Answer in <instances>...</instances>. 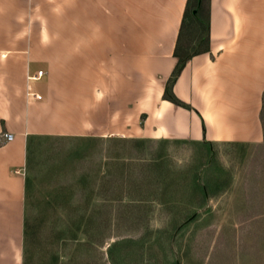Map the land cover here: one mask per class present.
<instances>
[{
	"label": "crops",
	"instance_id": "crops-1",
	"mask_svg": "<svg viewBox=\"0 0 264 264\" xmlns=\"http://www.w3.org/2000/svg\"><path fill=\"white\" fill-rule=\"evenodd\" d=\"M186 1L0 0V264H23L45 140L264 143V0H209V49L172 85L189 108L163 96Z\"/></svg>",
	"mask_w": 264,
	"mask_h": 264
},
{
	"label": "rangeland",
	"instance_id": "rangeland-1",
	"mask_svg": "<svg viewBox=\"0 0 264 264\" xmlns=\"http://www.w3.org/2000/svg\"><path fill=\"white\" fill-rule=\"evenodd\" d=\"M43 142L27 264H264V143Z\"/></svg>",
	"mask_w": 264,
	"mask_h": 264
},
{
	"label": "trees",
	"instance_id": "trees-1",
	"mask_svg": "<svg viewBox=\"0 0 264 264\" xmlns=\"http://www.w3.org/2000/svg\"><path fill=\"white\" fill-rule=\"evenodd\" d=\"M209 49V0H187L183 11L175 47L174 55L177 63L167 80L164 98L173 103L189 108V105L179 100L172 92V85L178 74L185 65L186 61L193 55L208 51ZM263 110H264V91H263ZM204 196V195H203ZM87 225V224H86ZM85 227V226H84ZM86 229V228H85ZM86 233L83 231V234ZM28 227L25 228L24 240V260L27 264V246L29 242ZM104 235L100 236V242ZM83 243L92 244V240L84 239Z\"/></svg>",
	"mask_w": 264,
	"mask_h": 264
},
{
	"label": "built area",
	"instance_id": "built-area-1",
	"mask_svg": "<svg viewBox=\"0 0 264 264\" xmlns=\"http://www.w3.org/2000/svg\"><path fill=\"white\" fill-rule=\"evenodd\" d=\"M43 74V70H37L36 73L34 74H30V75H27V79L28 80H36L37 78H39L41 75ZM27 95L29 96H33L35 99H41V95L40 94H37L33 91H30V90H27ZM4 138L6 140H11L12 139V134L11 133H4Z\"/></svg>",
	"mask_w": 264,
	"mask_h": 264
}]
</instances>
